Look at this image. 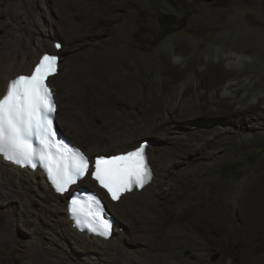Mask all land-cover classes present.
Returning a JSON list of instances; mask_svg holds the SVG:
<instances>
[{"label": "bare ground", "instance_id": "obj_1", "mask_svg": "<svg viewBox=\"0 0 264 264\" xmlns=\"http://www.w3.org/2000/svg\"><path fill=\"white\" fill-rule=\"evenodd\" d=\"M136 1L161 5L169 13L186 7L185 0H6L3 7L0 4V94L10 79L28 74L50 44L60 61L57 73L47 80L57 105L56 126L89 157L90 165L95 156L124 153L146 135L153 137L146 148L152 180L143 189L126 192L113 202L89 174L77 184L89 183L114 217L108 239L73 228L67 216L70 195L53 192L41 171L0 158V205L7 206V228L28 229V234L19 230L22 235L17 236L26 240L38 264H264L263 171L245 178L233 201L215 197L196 206L198 197H193L183 207L188 198L171 195L179 180L201 182L202 170L213 164L211 157L220 145L236 151L264 144V77L256 83L257 65L225 43L231 37L223 35L207 49L196 48L190 61L194 67L184 76L171 74L169 90L163 79L169 68L162 59L156 66V60L147 57L131 71L124 69L121 75L126 82L117 100L135 106L142 99L146 69L154 72L153 94L140 111L107 108L97 94L110 92L117 79V67L108 60L114 45L125 46L128 40V19L138 9ZM240 4L249 6L250 0ZM106 10L113 15L108 21L81 16ZM191 22L213 39V29L226 19ZM55 36L63 38L59 50L54 47ZM186 48L182 41L167 40L168 54L176 64L184 62ZM209 56L216 63H208ZM127 58L123 51V59ZM93 70L101 71L103 79H94ZM199 123L206 124L203 130L197 128ZM187 144L193 149L182 148ZM183 157L187 161L180 162ZM193 163L198 165L195 171L190 169ZM34 195L38 204L32 206ZM214 251L219 256L211 262ZM14 252L16 260L24 248L15 246ZM42 253L47 256L41 257ZM0 264H12L1 249Z\"/></svg>", "mask_w": 264, "mask_h": 264}, {"label": "rangeland", "instance_id": "obj_2", "mask_svg": "<svg viewBox=\"0 0 264 264\" xmlns=\"http://www.w3.org/2000/svg\"><path fill=\"white\" fill-rule=\"evenodd\" d=\"M126 1L127 0H120L122 3H126ZM5 2L6 0H0L2 7L5 5ZM137 2L138 1H136L138 9L128 19L130 26L128 27V40L124 43L125 46H123V44H115L114 51H112V54L109 56L108 64L117 67V79L113 82L110 92H106L107 95H102V93H98L99 91H97V95H99L100 99L105 103L107 102L105 104L107 108L117 112L122 110L124 112L133 110L140 111L146 107L149 96L153 94L152 76L154 72H152V70L148 72V69H146L147 71L145 70L142 72V99L138 100L135 106L124 104L117 100L119 89L126 82L124 76L121 75L124 73V69H126V71H131L135 63L140 66L139 62L147 57L156 60V66L159 65L158 62H161L162 59L169 68V72H163L164 82L168 83L166 90H169L172 86L170 82L173 80L171 74L184 76L194 67L190 61L197 54L196 48L201 46L202 49H207L223 35H229L231 37V39L229 41L226 40L225 43L232 45L236 51L254 61L255 65H257L255 71L258 73L255 81L256 83L262 81L264 77V0H250L249 6L240 4V0H213L211 2L206 0H185V9H180L177 13H169L161 5L150 6ZM81 16L83 18L92 17L91 19L108 21L113 15L109 10H106L102 14L88 15L83 13ZM167 18L171 19L173 22L171 24L166 22L165 19ZM204 18L212 21L220 18L226 19L224 25H220L213 29V39L208 37L201 28L195 27L191 22V19L201 20ZM150 22L153 23L152 27H149ZM244 33L250 34L251 37L245 38L243 36ZM170 38H174L176 41H182L187 45L188 48L184 51V53L186 52V56L183 63L176 64L170 59L167 49V40ZM53 39H55L53 42H59L61 45L63 44V38L61 36H55ZM189 39H191L192 42H188ZM53 42H51L52 45ZM133 44L136 46L132 47ZM49 46L45 53H52L53 49L50 44ZM123 47H128V49L125 50ZM123 51L124 54H128L126 60L123 59ZM198 54L201 55L200 57H203L202 50H199ZM203 58H205V56ZM207 62L216 63V60L209 56ZM208 74L212 75L215 73L209 72ZM92 76L94 79H103L101 71L99 70H93ZM100 91L104 93V89ZM210 122L211 121H208L207 124H210ZM205 125L206 124L199 123L197 124V128L203 130ZM173 128V131L176 130L175 127ZM173 131H171L169 135H172ZM150 138L153 137L146 135L142 139L145 141ZM136 142L138 143V141ZM192 145L195 144L192 143ZM182 148L185 150L193 149L191 144L182 145ZM208 152L211 153V150H208ZM102 153H105L104 150ZM213 153L214 155L211 157V162L213 164L202 170L201 182L186 183L179 180L176 187H174L171 193L173 197L177 196V198H179L180 196L178 195H185L188 198L183 207L190 205L192 203L190 199H193V197H198L196 200L197 202H195L196 206L200 203H207V201L210 203L215 197L219 198V200H223L225 198L224 196H228L229 199L233 201L235 195H238L237 191L245 178L256 174L259 169L264 172V144L246 145L236 151L229 150L226 145H220V149ZM183 161H187L186 157L181 158L180 162ZM197 167L198 165L193 163L190 169L191 171H195ZM81 185L89 187V185L85 183ZM36 200H38L37 196H32V206L34 202L36 205L38 204ZM6 209L7 206L0 205V249L12 264H38V258L34 257L33 252L27 250L26 240L18 238L22 235L19 230L28 234V229L23 230L18 227L17 229L19 230L16 231L15 226V229H13L14 232H10L7 228L8 219L5 215ZM118 222L123 223L120 221ZM17 234L21 235L17 236ZM22 237L25 238L26 236L23 235ZM18 245L24 248V254L18 256L15 260L14 257L16 253L14 249L15 246ZM46 256L47 255L44 253L41 254L43 258ZM218 256L219 252L214 251L210 256L211 262H215Z\"/></svg>", "mask_w": 264, "mask_h": 264}, {"label": "snow or ice", "instance_id": "obj_3", "mask_svg": "<svg viewBox=\"0 0 264 264\" xmlns=\"http://www.w3.org/2000/svg\"><path fill=\"white\" fill-rule=\"evenodd\" d=\"M58 59L57 54H44L28 74L10 79L0 94V158L21 167L43 169L50 185L63 194L88 174L90 164L79 149L57 138L53 123L56 107L47 80L56 74ZM145 148L146 142L124 154L95 159L91 178L113 201L133 189H143L152 180ZM69 210L81 228L105 237L110 234L111 223L94 193H87L86 198L73 195Z\"/></svg>", "mask_w": 264, "mask_h": 264}, {"label": "water", "instance_id": "obj_4", "mask_svg": "<svg viewBox=\"0 0 264 264\" xmlns=\"http://www.w3.org/2000/svg\"><path fill=\"white\" fill-rule=\"evenodd\" d=\"M206 1H208V2H211V1H213V0H206ZM165 21L166 22H169L170 24L173 22L171 19H165ZM61 133V132H60ZM65 138H67L68 140H69V138L66 136V135H64L63 133H61ZM146 141H148V143H149V145L152 143V140L151 139H148V140H146ZM84 189H86V190H88V191H93V189H90V188H88V187H83ZM111 218L113 219V221H115V219H114V217L111 215Z\"/></svg>", "mask_w": 264, "mask_h": 264}, {"label": "flooded vegetation", "instance_id": "obj_5", "mask_svg": "<svg viewBox=\"0 0 264 264\" xmlns=\"http://www.w3.org/2000/svg\"><path fill=\"white\" fill-rule=\"evenodd\" d=\"M85 183H86V184H88V185L90 186V184H89V183H87L86 181H85ZM81 187H84V186H82V185H81ZM88 188H90V187H88ZM90 189H91V188H90Z\"/></svg>", "mask_w": 264, "mask_h": 264}]
</instances>
